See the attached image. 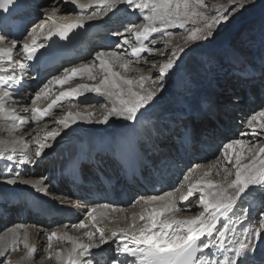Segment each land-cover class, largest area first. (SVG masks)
I'll use <instances>...</instances> for the list:
<instances>
[{
	"label": "snow or ice",
	"instance_id": "obj_1",
	"mask_svg": "<svg viewBox=\"0 0 264 264\" xmlns=\"http://www.w3.org/2000/svg\"><path fill=\"white\" fill-rule=\"evenodd\" d=\"M69 3L75 6V10H78L79 15L75 21L56 24L52 15L45 11L44 21L27 31L21 40L20 36L16 34L18 31L17 13L27 6V0H0V69L5 73V83L0 87V118L11 121L10 127L16 131H28L26 125L44 122L45 117L53 114L54 108L66 98L80 103L78 99L80 96L93 92H106L112 104V107L103 113L102 119L96 121L97 123H108L113 116L125 121L137 120L138 114L143 115L161 100L165 89V78L179 67L183 57L193 52V48L191 46L179 47L173 48L170 53H161V55H166L167 59L159 65L152 62V67L158 68V74L155 76L157 82L152 85L151 90H145V82L152 77L141 75L138 80L125 78L120 73L113 71V62H119L121 68L128 70L133 63L132 58L139 61L142 54L147 53L151 56L157 51L155 47H150L149 43H146L149 41L152 46L156 45L157 40L150 39L153 34H160L162 37L172 36L174 33L169 32V28H184L188 21L194 25L201 21L202 24L188 32L185 44L190 45L191 42L199 47L201 40L211 43L215 39L216 30L221 25L231 22L248 5L254 4L255 0H228L226 6L218 5L216 14L212 16H207L199 11L200 8L206 7L204 0H88V3H79L78 0H63V3L61 0H50L51 12L56 13ZM93 6H95V10L88 12L87 10ZM120 6H124L126 11L131 10L138 16V19L142 17L143 21L142 23L127 22L123 31L117 30L113 33L120 38L117 48L128 45L130 51H97L91 63L65 68L61 75L54 76L28 99H31L32 105H35L37 100L48 95L50 85L69 84L75 81L78 76L82 78V74H86L89 80L95 79L92 72L96 62H98V67L106 73L98 84H76L75 87L64 89L46 107H31L30 120L15 111L6 110L7 103H19L14 100L18 91L11 90V82L19 84L20 78L14 74H8L9 69L14 71L15 65L19 63L14 53L19 52L28 61H32L38 51L46 47L43 42H38L37 35L45 32L49 22L56 26V31L47 29L44 39L50 40L53 35L66 39L69 33L85 29L86 21H94L109 14L114 15L115 11H119ZM262 30H264V25H262ZM145 63H149V61L146 59ZM5 64L9 67L3 68ZM19 67L23 69L25 66L19 64ZM121 84L128 87L124 89ZM136 85L140 87L141 91H133V87ZM259 87L264 88V71L261 72ZM110 89H117V91L114 92ZM20 98L21 100L25 99L23 95ZM84 106L85 108L92 107L86 102ZM101 107H105V105H101ZM24 111L28 112L26 104ZM93 115L94 113L90 111L84 113L69 111L63 118L58 119L56 124L62 126L63 129H69L78 120H88ZM246 127L251 132H242V137L249 134L252 136L264 134V110L252 115L247 120ZM60 135L61 130L58 127L47 131L43 137L37 134L34 151L22 137L11 142V146L8 142L0 141V155L5 156L4 168L0 169V182L8 185L25 184L44 196L52 195L49 188L45 186L43 178L40 181L22 179L17 165L26 166L39 163L46 154L45 150L52 147L49 141L54 142ZM258 143V141L251 142L244 139L229 141L224 145L222 151L223 159L228 163H232L229 154L236 146H246L247 148V152H236L235 163L232 164L235 169V178L228 181V176L232 175V172L225 169L226 182L224 184H215L211 180L198 182L191 185L186 194L180 197L181 201H188L193 196L194 190H199L201 195L196 206L199 210L198 215L177 218L175 213L181 209L173 200L169 199L156 206L157 202L165 201V197H141L140 200L146 206L143 207L139 215V220L143 221L142 226L136 225V214H133V224L128 228L114 230L111 236H106L99 227H96L98 236L96 233L85 231L84 236L87 237L88 242L74 239L66 232L45 233L49 250L52 249L54 239L72 243V248L67 255L60 250H56L54 253L49 251L48 258L54 254L58 264H101V261L102 264H248L249 250L253 248L251 244L240 241L234 249H231L234 254L226 255L230 251L226 244L229 225L224 223L222 218L234 214L236 208L242 206L241 216L238 217V220L243 227L248 219L247 213L253 206L264 209V145L257 148ZM16 146L20 147L22 157L13 162L14 157L6 153L8 151L15 152ZM119 147L117 146V151ZM248 153H252L249 156V163L241 164V156L248 155ZM213 166L210 165L209 168ZM197 167L200 166L197 165ZM192 174L190 169L184 179L188 180ZM208 175L209 172L204 173V176ZM206 189L207 191H205ZM167 197L171 198L172 193H167ZM245 198L249 199L246 201ZM61 203L80 206L67 197ZM137 203V201H133L130 206L135 207ZM97 208H110L112 211H116L115 206L111 204L91 206L85 215L93 222L96 220ZM259 217L264 220V210L259 212ZM23 227V225H16L14 229L9 230L13 233V240L10 249L7 243L0 242V257H5L9 250H18V244H23V248L26 250L25 259L36 258L38 249L35 245L28 243L27 233H24L23 239L19 236L18 230ZM72 227L85 229L88 225L82 220ZM255 237H264V232L257 231ZM109 244L115 245L112 254L107 258L99 256V253L105 252L104 246ZM122 256L125 259H121ZM2 264H10V261L3 260Z\"/></svg>",
	"mask_w": 264,
	"mask_h": 264
},
{
	"label": "bare ground",
	"instance_id": "obj_2",
	"mask_svg": "<svg viewBox=\"0 0 264 264\" xmlns=\"http://www.w3.org/2000/svg\"><path fill=\"white\" fill-rule=\"evenodd\" d=\"M33 2L36 3V0H33ZM78 2L88 3V0H78ZM61 3H63V0H61ZM36 8L38 9V12H39L37 14L39 16V22L37 24L34 23L33 24L34 26L39 25L42 21H44L45 11H48L49 14L52 15L53 19L56 21V24H64V23L73 22L74 18L72 17V15L73 14L79 15L78 10H75V6L72 5L71 3L67 4L60 11L56 13L51 12L50 0H44L40 5H36ZM94 10H95V6L89 8L87 11L91 12ZM119 10H121V8ZM121 16H123V14H121L118 17V19ZM131 18L138 19L135 16H131L128 18V20H130ZM97 20L98 19L94 21H86V25H88V28L96 29L99 26V24L95 23V21ZM126 21H122V22L124 24L125 23L127 24ZM49 28L51 30H54L56 29V26L53 25L51 22H49L46 25L45 32H47V29ZM117 30L118 29H116V31ZM113 31H115V29L110 30L107 33V36L103 39V41L110 40L111 39L110 36L113 33ZM152 38L156 39V35L154 34L153 37H150V39ZM146 43H149L150 47H155V46H152L149 41H146ZM92 50H95V52L92 53L91 52ZM101 50H103L101 49V47H96L95 44H91V46L88 49H86V53L81 56L80 63L71 64L69 67L63 66L62 70L61 69L57 70L56 75H61L65 68L79 67L82 64L91 63L93 60L94 54L97 51H101ZM112 50L122 51L118 48H113V49H108V50H103V51H112ZM77 51L81 52L83 51V48ZM123 51H130V48L125 47ZM14 54L18 55L19 52H16ZM154 56L156 55L151 54V56H149L147 53H144L142 54L139 61H137L135 58H132L133 63L130 65L128 70L121 68L119 66V62L114 61L113 71L120 73L125 78H133L134 76H136V79H138L141 75L148 76L146 74L145 69L148 67H151V64L145 63V60L146 59L149 60L150 58L152 59V57ZM16 58L19 61L18 64H21V59L18 56H16ZM254 74L261 75V73L259 72H254ZM92 75L95 77V79L89 80L86 74H82V78L78 76L77 80H79V82L77 84L95 85V84H98L101 79H103L106 73H104L98 67V62H96V66L93 69ZM50 80H52V78ZM251 80H253V82L248 84V87L245 88L244 90V94L250 93L249 90L252 92L253 88L256 87L255 85L256 83L254 82H257V80L254 78ZM48 82L41 81L40 84L42 86L38 87V90L42 88L43 85ZM26 83L27 84H26L25 92L29 94L28 97H31L34 95L36 91H38L37 86L34 85L32 80H28ZM72 83L73 82H70L69 84H66V85H59V84L50 85L49 93L47 95L46 100L44 99L37 100L35 105H32L31 99H28V98L24 100H20L19 103L9 102L7 103V105H5L6 110L15 111L16 113L20 115L26 116L30 120L31 119V107L33 106L38 107V108L46 107L48 102L50 100L52 101L53 99H55V97L59 95L61 91H63L64 89L68 87H75L76 84L72 85ZM110 90L114 92L117 91V89H110ZM167 95L165 99H167ZM217 95H215V92H213L210 97H208L207 94H203L201 96V99L199 100V105H198L199 108L197 110L195 109V106L191 108H187L186 105H181L182 107L178 105H174V106L172 105L173 106L171 107L173 109L172 114L174 115L175 119L173 121H170L169 120L170 118H167L166 120H162L163 123L159 124L158 126H157V123H154L153 127L155 126V128L156 127L158 128V129L156 128L157 130L155 129V132L157 135H154L153 133L149 134L151 141H149V137L145 138V144L142 149L146 150L147 152H151L153 149H155L158 146L159 148H161L160 150H161L162 155H164L165 152L170 153L169 151H172L174 153L177 152L176 143L177 141H180L181 139V135L179 136V131L184 124L185 126L188 125V120L186 121L184 119L188 116H191L190 118L191 120L194 119L195 116L197 117L202 116L204 117L203 123L206 122V124L209 123L212 125L219 124L223 127L225 131L226 129H231L232 125L231 124L229 125L231 118L229 120L226 118L228 124L220 123L222 118L221 116H218L217 113H220L222 111H218L215 107L214 108L216 112L213 110V103H217L216 101L217 98L214 101L213 97ZM78 99L80 103H77L76 100H70L68 98L61 101L60 104H58V106L54 108L53 114L45 117L44 122H41L39 124L32 123L30 126L26 125L25 127L29 129L28 131H24V130L16 131L10 127V125L12 124L11 121H5L2 118H0V141H8L9 146H11V142L16 141L22 137L24 142L28 143L33 148V151L35 147V136L37 134H39L40 137H43L47 131L51 130L54 127H58L61 130V135L57 137V139L54 142L49 141V143L52 144V147L45 150L46 154L42 157L39 163L34 164V165L33 164L29 165V167L31 168H29L28 170L24 168L22 172V179L40 181L43 178V182L45 186L49 188V191L52 193V195L44 196L43 194L37 192L38 193V198H37L35 189L31 188L28 185H25V184L8 185L6 183L0 182V186H1L0 188V242L7 243L10 249V246L13 240V233L9 230L14 229L16 225H23L24 227L18 230L20 238L23 239L24 233L26 232L28 243L30 245H35L38 249V253L36 254L35 259H25L26 250L23 248V244H18V250L16 251L9 250L5 257H0V264H2L3 260L10 261V264H58L57 260L55 259L54 254L51 258H48L49 251H52L54 253L56 250H60L63 254L67 255L68 251L72 248V243L65 241V240L57 241L54 239L52 241V249L49 250L47 248L48 242H47L45 233H48L51 231H57L58 233L66 232L68 236H71L74 239H80V240H83L84 242H88L87 237L84 236L85 231L96 233V227H99L104 231L106 236H111V233L114 230H117L120 228H128L129 225L133 224L134 222L133 214H136V218H135L136 225L142 226L143 221L139 220V215L142 212L143 207H146V206H144L143 202L140 200L141 197H148V196L165 197V201L157 202L156 206H159V204L161 203L167 202L169 199L173 200L176 203L177 207L181 209V211H178L175 213V216L177 218L198 215L199 210L197 209L196 206L198 205L199 198L201 195L200 191L194 190L193 196L190 197L188 201H181L180 197L186 194L188 188L191 185L197 184L198 182L202 183L203 181L211 180L215 184H224L226 182L225 181V169L232 172V175L228 176V181H231L232 179H234L235 169L232 167V164L235 163L236 152H247L246 146H236L229 154V159L232 161V163H228L227 161L223 159L222 151L224 147L222 151H219L217 146L219 145L220 141H218V139H215L216 136L218 137L221 135L222 133V129L220 130L221 127L220 128L217 127V130H216L215 126L212 129H209L205 125L204 126L205 128L203 129L202 134H200V129H199V134H198V125H197L195 126V131H194V133L196 134V137L194 140V142L196 143L195 146L192 148L191 151L190 150L183 151L181 154H179L178 159L182 161L184 164H187V163L191 164L192 167L196 165H199L200 167H194L193 169H191L193 174L189 176L188 180L185 181L186 183L183 182L180 185L181 191L173 188L171 186L172 182L174 181V177L179 167H181L180 171L184 175L185 173L189 172V169H187L186 166L181 164V162H178L175 166L173 162L174 160L170 159L171 156L164 155L165 163L162 164V166L160 167L153 168L151 170V175L154 176L155 173H159L161 179L166 180L168 176L171 175V173H173V175H171L166 181V185H168L171 188L170 190H158L157 191L158 193L156 195L152 194V195H144V196H142L141 193L138 192L137 190H134V193L139 194V199L135 200L138 202L135 207H131L130 206L132 204L131 203L130 205H127V206L115 207L116 211H112L110 208L109 209L97 208L96 220L93 222L85 215L88 208L91 206H87L84 203V200L82 198H80V201L74 200V196L76 192H78L79 195L83 194V192H86V185L90 183L95 184L96 179H95L94 174L97 170H101L104 174H106L109 170L111 172L110 181L111 183L116 184L121 179L119 171L114 165V162H115L114 160H117L118 156L115 155L114 160H112L110 156L107 155L106 153H104L103 156L90 157L88 160L92 162L93 164L88 167L84 165H82L81 167V170L84 173H87L86 176L83 175V180L85 184V186L83 187L77 185L74 179L75 175L78 173L80 169L78 167L79 166L78 161L82 159L83 156L88 157L89 155H91L93 153L94 148L101 145L100 144L101 141H103L104 143L105 138H108V135H110V133L115 134V136L110 137L112 139L111 143L112 144L116 143L117 146H120L123 142L122 137L125 134L128 135L129 132L131 131H134L135 134H138L140 133V130L143 129V127L142 125L138 123L135 124V122L138 119L135 121H125L121 123L122 118L113 116L110 118L108 123H110V125L113 126L114 129L110 127L109 129L105 130L104 128L106 126H101L99 128L101 131L97 132L96 129L92 127L94 125L93 121H98L102 119L103 113L106 111H103L101 113L100 111L97 110L98 107L96 106L101 105L103 102H107V100H110L109 97L107 96V93L106 92L85 93L83 96H80ZM245 100L247 99L245 98ZM85 102L89 105H92V109H94L92 110V113H94L92 117L88 118V120H78L76 123L72 124L69 129H63L62 126L56 124V121L58 119L63 118V116L69 111L77 112L79 110L81 113L86 112V109L84 106ZM233 102H236L235 104H237L239 101L238 102L233 101ZM73 103H74L73 107H70L71 104ZM25 104L28 106L27 113H25L24 111ZM167 104L168 103H164V105H167ZM240 104L245 105L244 103H240ZM254 105L259 106L260 104H256L255 102ZM234 106H231V108H229L230 111L229 110L227 111L226 109V112L229 113L230 116H232L231 110L233 109L232 107ZM238 107L239 106L235 108L237 109ZM208 109L210 110L207 112H204ZM242 110L243 109L241 108V111ZM56 112H59V113H56ZM211 114L213 115V117L211 118L212 121L209 122L208 120H206V117ZM54 116H57V117H54ZM147 116L150 117L151 120H153L152 118H154L152 115H147ZM225 117H228V116L225 114ZM239 117H241V115H239ZM79 122H81L82 124H80ZM125 124H127L129 127L126 126ZM78 125L79 127L85 126L87 128L90 126V131L87 132L86 130L78 129ZM100 125H103V123H100ZM121 127H125V128L128 127L124 131L125 133L124 135H120L119 132H116V131H119ZM218 128H219L220 133H217ZM242 129L244 130L242 132H248V130H250L246 127V124L243 126ZM82 131L90 134L89 136H85L83 140L81 138L76 137L77 135L82 134ZM228 132L229 131H227V133ZM242 132H239L240 135H238L237 137L238 139H240ZM4 134L7 135L5 139L2 137ZM225 135H224V139L226 143L233 140V138L230 137L229 135L227 136ZM174 137L178 138L175 142L173 139ZM221 137L219 139H221ZM65 139H66L65 142H61L62 140H65ZM260 139L264 140V134L260 136H252L251 134L245 135L244 140L251 141V142H257ZM77 143L82 144L80 145V148L78 149V151L76 148ZM62 145H64L65 147L63 149H60L57 154L53 155L50 160L49 157H47L48 154H50V151L54 147H60ZM262 145H264V142L262 143ZM167 148L169 151L166 150ZM184 149L186 148L184 147ZM16 153H22L19 146L16 148L15 152L8 151L6 154L7 155L14 154L15 155L14 159H16L17 157ZM251 154L252 153H248V155H242L241 164L249 163V156ZM232 156H234V158ZM203 158H206V159L203 162H200L199 160H202ZM193 161L196 162V164H193ZM4 162H5V156L0 155V169L4 168ZM210 165H214V166L209 168ZM140 168H141V172L144 171L143 166H141ZM43 170H46L47 172L50 173L49 179H44L43 174H41ZM205 172H209V175L204 176ZM54 184L57 185L59 189L56 192L54 191L56 190V188L54 187ZM121 185L122 183L119 181V184L117 186H121ZM68 188H71V191L67 192L66 190ZM205 191H207V189ZM32 192L33 193L35 192V193L33 194ZM167 193H172V197L171 198L167 197ZM24 197L36 198L38 200L36 201H34L33 199L28 200ZM65 197L71 199L77 204H80V206L76 207L74 205L62 204L61 201L64 200ZM248 199L249 198H245L246 201ZM44 201L51 202V204L45 205L43 203ZM103 204H106V203H103ZM15 213H18V214L16 215ZM55 215H59L61 219H67L68 217H73V218H72V221H63V220L60 221L59 219L50 221V219L54 217ZM232 216L233 214L229 215L228 217L222 218L224 220V223L229 225L228 233L230 232L232 240H226V244H227V247L230 249V251L231 249L235 248L236 243L239 241H243L245 244H247V238L244 239V234L247 230L250 231L251 229V227H249L247 222L244 223L243 227H241L240 222L235 223L234 225L235 228H239L241 232L236 229H233V222L231 221ZM228 218H231V220H229ZM256 219H260V218H256ZM82 220L84 221L86 225H88L87 228L77 229V228L72 227V225H75ZM251 221L252 220H250V225H251ZM96 235L98 236L99 233H96ZM253 236L255 239L254 243L257 242V239L262 238V237L260 238L255 237V233H253ZM234 238H237V239H234ZM16 253L18 256H23V257L22 258L20 257V259L16 258ZM41 254H43V256L38 257ZM110 254H112V248H105V252L99 253V256L107 258ZM254 255L255 254L253 253L252 255L248 256V264H251L249 261H250V258L253 257ZM101 264H102V261H101Z\"/></svg>",
	"mask_w": 264,
	"mask_h": 264
},
{
	"label": "rangeland",
	"instance_id": "obj_3",
	"mask_svg": "<svg viewBox=\"0 0 264 264\" xmlns=\"http://www.w3.org/2000/svg\"><path fill=\"white\" fill-rule=\"evenodd\" d=\"M204 3L206 7L200 8L199 11L207 16H212L216 14L217 6H226L228 4V0H204ZM199 24H202V22L198 21V24L194 25L191 23V21H188L186 22L184 28H169L168 31L174 33L172 36L162 37L160 34H155L157 39L155 47L157 51L152 53L156 56L148 60L151 64V67L145 69L146 74L152 77L149 79V81L147 80L145 82V90H151L152 85L157 82L155 80V76L158 74V68L152 67V62H155L157 65H159L165 62L167 59V56L161 55V53H170L173 48H187L189 46L193 48V52L189 53L187 56H184L183 60L179 63V67H177L170 76L165 78V89L163 90V96L161 97V100L154 107L149 108L147 112H144V115H152L155 118L158 126L160 122H163L162 120L170 118L169 120L173 121L175 119L174 115L172 114L173 109L171 108L174 105H186L187 108L195 106V109L197 110L199 108L198 105L201 96L203 94H207V96L210 97L211 94L215 92V95L218 94V97H213L214 101L217 98V103H213V110L215 111L216 108L218 111H222L217 113V115L221 116L222 118V120L220 119L221 122H218L228 124L226 118L228 120L231 118L229 125L231 124L232 127H236L232 132L233 140L238 139L237 137L240 135L239 132H242V128L247 123V120L252 115L264 110V88L259 87L261 75L252 74L253 71L259 73L264 71V30H262V25H264V0H255L254 4L248 5L231 22L221 25L216 30L215 39L212 40L211 43L201 40V46L199 47H197L195 43L191 42L190 45L185 44V37L188 35V32H190L192 28L198 26ZM31 29L32 28H30V30ZM253 78L257 80V82H254L256 83V87L253 88L252 92L249 90L250 93L244 94L245 88L248 87L249 83L253 82V80H251ZM128 79L138 80L139 78L136 79V76H134L133 78ZM121 87L126 89L128 86L122 85ZM133 91H141V89L138 85H136L133 87ZM166 95L167 99H165ZM245 98L247 100H245ZM233 101L239 102L235 104L236 102ZM255 102L256 104L260 105H254ZM110 103V100L103 102L101 105H105V107L98 105L96 106L98 107L97 110L101 113L103 111H107L112 107ZM164 103L168 104L164 105ZM240 103H244L245 105H241ZM231 106H234L231 110L232 116L226 112V109L227 111H230L229 108H231ZM237 106L239 107L236 109L235 107ZM70 107H73V105ZM241 108L243 109L242 111ZM85 109L86 111L90 112L94 110L92 107ZM209 110L210 109L204 112ZM225 114L228 117H225ZM239 115H241V117H239ZM212 117V114L208 115L206 120L211 122ZM138 118H140L139 114ZM203 119L204 117L201 118L197 123L194 122L195 125L198 124V134L199 129L200 134H202L205 125L209 129H212L215 126L216 130L217 127L220 126L219 124L212 125L209 123L206 124V122L203 123ZM123 122H125V120L122 119L121 123ZM79 123L82 124L81 122ZM93 124L94 125L92 127L96 129L97 132L101 131L99 129L101 126H106L104 128L105 130L109 129L110 127L113 128L110 123H103V125H100V123L93 121ZM219 128L217 133H220ZM78 129L86 130L88 132L90 131V126L87 128L85 126L79 127L78 125ZM87 132L82 131V134L77 135L76 137L83 140L85 136L90 135ZM248 132H251V130H248ZM2 137L5 139L7 135L4 134ZM242 138L245 139V136H240V139ZM65 141L66 139L62 140L61 142ZM258 142L257 148L262 145L264 140L260 139ZM219 144H221L219 151H222L224 145L227 143L222 141V143ZM80 145L82 144H76L77 151L80 148ZM60 147L65 146L62 145ZM234 156L232 157L234 158ZM41 174H43L44 179L50 178V173L46 170H43ZM36 197L38 198L37 192ZM42 256L43 254L38 257ZM20 257L22 258L23 256H18L16 253V258L20 259Z\"/></svg>",
	"mask_w": 264,
	"mask_h": 264
}]
</instances>
